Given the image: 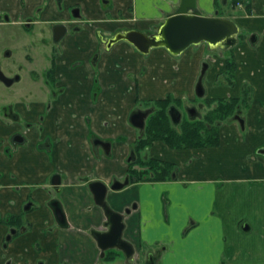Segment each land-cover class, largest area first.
I'll return each instance as SVG.
<instances>
[{
  "label": "crops",
  "instance_id": "0c3cea01",
  "mask_svg": "<svg viewBox=\"0 0 264 264\" xmlns=\"http://www.w3.org/2000/svg\"><path fill=\"white\" fill-rule=\"evenodd\" d=\"M26 1L30 7L42 0ZM66 2L78 3L83 13L84 33H78L72 44L87 42L90 51L89 46L97 44L96 30L107 34L129 22L146 28L157 23L173 1L112 0L109 8L100 0ZM247 2L248 12L235 10L228 15L240 34L226 58L204 43L177 56L164 48L144 56L130 44H116L102 50L95 68L87 67V87L95 76L101 87L98 96L65 100L72 120L73 114L77 118L83 114L88 123L80 118L62 127L54 124L49 113L44 124L50 127L45 131L53 139L60 136V141L43 150L37 144L40 137H33L11 155L1 148L0 216L19 214L28 200L33 206L23 214L24 232L3 248L1 240L8 227L0 226V264H95L100 249L90 230L103 229L106 216L85 180L110 186L114 179L128 175L127 157L138 138V130L128 121L130 111L140 100L153 105L167 95L184 102L194 98L200 65L209 55L219 63L217 67L214 63L213 77L203 78L206 98H240L248 88L249 106L238 105L243 124L236 119L221 122L217 146L174 149L162 141L153 142L150 156L176 163V177L108 188L107 201L118 212L130 208L123 217V237L138 252L162 246L156 264H264V153L258 152L264 148V0ZM213 4V0H198V8L206 15L213 13ZM229 57L236 64L234 77L219 81ZM190 59L195 60L190 63ZM93 135L111 140L109 154L92 146ZM55 173L60 175L57 190L49 182ZM52 196L62 204L65 227L58 225L48 205ZM244 223L249 230L241 229Z\"/></svg>",
  "mask_w": 264,
  "mask_h": 264
},
{
  "label": "flooded vegetation",
  "instance_id": "af4514ba",
  "mask_svg": "<svg viewBox=\"0 0 264 264\" xmlns=\"http://www.w3.org/2000/svg\"><path fill=\"white\" fill-rule=\"evenodd\" d=\"M100 1L102 6H105L107 8H109V5L112 2V0H100ZM171 1L173 2H170L171 3L170 10L165 12L157 23L151 24L146 28L138 27L134 23L129 22V25L120 27L107 34L102 33L101 30H96L95 36H96L97 44L96 45L91 44L89 47L93 49L89 51V49L87 50L88 47L87 42H78L72 44V40L74 39L76 40L78 33L80 32L84 33L85 30L83 25V13L81 10V6L78 3L71 4V3H67L66 0H42L40 3L37 4L35 3L29 7L26 0H0V29L1 28L5 29L8 26L15 27L18 31L21 30L22 32L28 33V37H29L28 43L35 45L39 41L42 42L43 44L46 43L49 46V51H47V53L45 52L42 53L43 55L48 56L47 65L40 67L39 70L31 69L29 71V74L27 73V75L32 81V84L34 85V88L27 89L29 90L28 92H26L27 96L32 97V94L34 93V95H37V97H39L40 94L41 95L44 94V99L36 98L40 101H35L33 99L32 101H30L28 107H26V100H25L26 98L24 97L25 92L16 87V85L20 83L23 79V74H24L23 72L25 65H23L22 63L15 64L10 62L5 64L4 66L2 64V61L0 60V87H2L5 92L1 95L2 97L0 96L2 98V99L0 98L1 99L0 100V151L2 148L3 153L11 155L14 153L13 151H16L19 146H22L33 140V137H40V140L38 141L37 144L43 150L50 148L54 140L60 141L61 139L60 136L56 135V138L53 139L52 136L45 131L46 124L44 123L48 121L49 113L53 114L54 112H56L57 114L58 112L57 105H58L59 108L62 110L63 115L61 116L55 115L53 122L54 124L62 125L63 127L65 126L63 119L71 118L70 117L71 112L67 113V109H69V107L67 108L66 106V101H65L66 99L70 97H75L83 100L86 95H89L92 98H96L98 96V94L101 92L99 80L94 76V78H92L93 84L91 85L90 88H88L86 83L88 75H86V71H87V67L89 66L95 68L98 59L101 57L102 50L109 51L116 44L125 43V44H130L137 52L146 56L147 54L150 53V51L153 48H165V47H152L149 49L147 53H143L139 51L132 43H130L125 38H121L120 40H116V41H113V39L117 34L125 35L127 32L130 31H138L147 36H152L156 34L159 30L160 25L164 22L167 16L175 12L182 2V0H171ZM194 1H195L196 9L200 11V9L198 8V0H194ZM246 2L247 0H213L214 9L212 15L225 16L223 14H225V10L228 9L230 10L239 9L248 12L247 11L248 8H246ZM217 3H219V5H217ZM51 5L54 6V10L52 11H50ZM129 8L131 10L132 6ZM225 17H228V15ZM121 20H126V18L122 17ZM135 20L136 18L134 17L131 18V22H135ZM0 33H3V31H0ZM3 37L4 35L2 36V34H0V39H2ZM3 39L5 40V38ZM191 46H195V45L192 44ZM87 53L89 54L91 53L89 59H87ZM12 56H13L12 46L10 47L6 46L5 49L3 50V57L10 59L12 58ZM26 56H27L26 60L31 62L32 61L31 55L27 54ZM36 85L38 88L36 87ZM21 88H23V86ZM182 102L183 100H181L180 98L174 99L171 97V102L167 107V114L170 118L171 125L175 128H180V124L184 119L190 120V119L199 118V116L197 115V112L199 111L196 109V106L193 105L190 106L187 105L186 103L183 104V106L187 112L188 115L187 117L185 115V112H183V110H181V107H179V104L180 103L182 104ZM140 104L146 106L147 102L145 103L140 102L139 105ZM34 106H40V107L38 110H36L33 109ZM171 107H174L176 109L174 112V116H176V114L180 116L179 122L177 124H174L172 121V117L169 111ZM192 107L193 108L195 107L196 109V116L193 118H191V115L189 114V109ZM155 109H156L155 105H151L148 107L137 106L130 111L131 113L134 110H149V113L145 118L144 128L140 129L134 126L138 130V138L144 133L147 120L149 119L150 115L155 111ZM130 113L128 115V121H129ZM82 115L81 117L77 118V121L80 120L81 118L84 123H88L89 122L88 116L87 115L82 116ZM238 116L240 117V115ZM156 141H161V140H155L153 142ZM107 142H109L110 145L109 148V153H110L111 144H112L111 140L103 139L94 135L91 138L92 146H94V148L95 147L101 148L105 154H109L106 153L105 150L107 148L106 147ZM260 150H264V148H261ZM137 157L138 155H136V150L132 148L127 157L128 164L131 163V165H128V168L130 166L131 168H136V169L142 168L143 165H139L137 161ZM150 158H155L159 160V158L147 155L146 152L143 154L144 161H148V159ZM159 161L165 162L166 160L163 159ZM166 162H170V161H166ZM170 163L173 164L174 162H170ZM177 172H178V166L173 164L171 178L176 177ZM2 175L3 173L2 171H0V178L2 177ZM126 177L128 178L129 182H131L129 174L126 175ZM126 177L120 181H124ZM56 179L60 180V175L56 173L52 174V176L49 179L50 185L53 190H57L60 184V181L58 183H53V181H55ZM114 180H119V179H114ZM85 181L88 182L91 180H88L87 178ZM157 181H165V180H157ZM107 187L109 188L110 186ZM105 199L107 204L109 205L107 201V192ZM56 201L58 202V204L60 205L63 211L60 200L57 197L52 196L48 200V205L51 208L53 214H54V210H53L54 203H57ZM32 206H33L32 201L28 200L24 204L22 212H20L19 214H12V215L7 214L3 217L0 216V226L8 227V231L3 235L1 240L2 248L6 247L8 242H10L13 238L17 237L18 235L24 232L26 226L24 224L25 220L23 214L31 210ZM126 209H130V208H126ZM125 210L124 212H121L123 213V215L126 214ZM105 222L106 220L104 221L103 229H98V230L106 229ZM60 226L61 227L67 226L66 219L64 221V225L63 226L60 225ZM122 237H123V232H122ZM133 249L134 252L129 258H127L121 250L115 248L106 249L105 251H102L100 249L98 260L95 262V264H98L99 262L101 264H115V263L117 264V260H121V261L123 260L124 261L123 264H143L140 260L138 250H136L134 246ZM161 249H162L161 245L160 246L154 245L152 246V248L146 251L149 252L148 255L151 258L156 259L155 264L159 259V256L161 254Z\"/></svg>",
  "mask_w": 264,
  "mask_h": 264
},
{
  "label": "water",
  "instance_id": "95a60500",
  "mask_svg": "<svg viewBox=\"0 0 264 264\" xmlns=\"http://www.w3.org/2000/svg\"><path fill=\"white\" fill-rule=\"evenodd\" d=\"M237 24L230 18L222 16H207L201 11L196 9L194 0H182L180 6L175 12L169 14L164 22L160 25L159 30L152 36H147L138 31H130L125 35L117 34L113 41L120 40L121 38L127 39L132 43L139 51L147 53L152 47H165L171 54L178 55L184 49L191 44H198L200 42H206L212 48L222 46L227 48L236 42L235 35L238 33ZM59 36V35H58ZM255 41V38L252 39ZM206 69V64L201 70V75L197 81L195 87V93L198 96L204 94V88L202 85V75ZM175 108H170V115L174 124L179 122L180 116L176 114L174 116ZM149 110H134L130 113L129 122L140 129L144 128L145 118L148 115ZM191 118L196 116L195 107L189 109ZM199 116L200 113L197 112ZM241 125L243 119L238 115L236 116ZM106 153H109V142L106 145ZM264 153V150H260ZM60 180L56 179L53 183H58ZM128 178L124 181L114 180L110 185V189L118 190L127 185ZM88 186L93 193L95 202L100 205L105 212L106 222L105 230L92 229L90 234L97 241L98 246L102 251L106 249L115 248L121 250L124 255L129 258L133 252V246L130 242L122 237L124 229L123 213L114 211L106 202L105 196L108 187L106 184L99 180L88 181ZM57 202V201H56ZM56 205V206H55ZM54 215L59 225H64L65 216L57 203H54ZM130 210L126 209L128 213ZM243 231L249 230V225L244 223L241 226ZM156 259L148 256L146 264H155ZM98 264H101L100 262Z\"/></svg>",
  "mask_w": 264,
  "mask_h": 264
},
{
  "label": "trees",
  "instance_id": "16d2710c",
  "mask_svg": "<svg viewBox=\"0 0 264 264\" xmlns=\"http://www.w3.org/2000/svg\"><path fill=\"white\" fill-rule=\"evenodd\" d=\"M246 8L249 11V4H246ZM235 69V61L232 57H229L226 62V72H228L230 78L234 77ZM212 101H216L217 105L206 113L203 120H200V117L190 120L184 119L180 124V128H175L171 125L167 114L171 97L156 99L154 101L156 109L147 120L144 133L136 140L133 147L136 150V155H138L139 165L143 166L140 169L131 168V166L128 168L131 181H157L172 177V163L161 162L155 158H150L148 161L143 160L142 150L150 146L155 140L164 141L171 148H197L218 145L220 139L219 124L226 119L228 120L231 115L240 114L239 104L247 109L250 102V92L248 88H244L240 98H219L218 100L212 99ZM128 165H131V163Z\"/></svg>",
  "mask_w": 264,
  "mask_h": 264
},
{
  "label": "rangeland",
  "instance_id": "374dc122",
  "mask_svg": "<svg viewBox=\"0 0 264 264\" xmlns=\"http://www.w3.org/2000/svg\"><path fill=\"white\" fill-rule=\"evenodd\" d=\"M217 5H219V3H217ZM234 13H235V10H233V12H232L230 9H228V10H225V14H223V15L227 16V15H232ZM0 31H3V33H0V34H2V36L4 35L3 38H5V40L2 38L3 41H2V39H0V60L2 61V64L5 66V64L12 62V63H15V64H21L22 63L23 65H25L24 66V72H23L24 73L23 74V79H22V81L20 83H18L16 85V87L25 92V96L24 97L26 98L25 99L26 100V107H28L30 101H32L33 99L35 101H40L38 99H44V94L43 95L40 94L39 97H37V95H34V93L32 94V97L31 96H27L26 92L29 91L27 89L28 88H34V85L32 84V81L29 78V76L27 75V73L29 74V71L31 69H37V70H39L40 67H43V66L47 65V63H48V59H47L48 56H45L42 53L43 52L47 53V51H49V46L46 43L43 44L42 42H39V41L35 45H33L31 43H28V39H29L28 33L22 32L21 30L18 31L15 27H12V26H8L5 29L4 28H1ZM253 38H255V41H256L257 38L254 37V36H252V39ZM6 46H8V47L12 46V49H13V56L10 59L3 57V50L5 49ZM215 50L213 52L220 53L219 56H224V57L226 55H228V52H229V50H224V49H222L220 47L219 48H216ZM224 53H226V54H224ZM27 54H30L31 55V57H32V61L31 62H29V61L26 60V57H27L26 55ZM194 54L195 55H193V56H196V59H197L198 53H194ZM207 57H209L211 59V61H210L209 58H205V57L202 60V62H205L206 63V69H205L204 77L207 76V75H212V77H213V75L216 73V72H213V71H215L214 69H215V67H217V64L219 62H216L217 61V58L214 57V56H212V55H209ZM193 60H195V59H190V63ZM214 63H216L215 67H214ZM201 68H202V65H200V70H201ZM218 80L219 81H228V72H226L225 74L220 75L218 77ZM203 84H204V89H206L205 83H203ZM22 86H23V88H21ZM36 87H37V85H36ZM3 93H5L4 92V89L2 87H0V96ZM29 98H31V99H29ZM36 98H38V99H36ZM189 100L190 101H187V102L185 100V102H182V104L180 103L179 104V107H181V110H183V112H185V115L188 117L187 112H186L183 104H186L187 103V105L196 106V109L200 112V118H199L200 120H203L204 117H205V115H206V113L209 112L210 110H212V108H215L216 105H217L216 101H212V99L206 98V94H204L203 97L195 96L194 98H191ZM216 100H218V99H216ZM140 102L145 103L144 100H140L139 103ZM37 104H38V102H37ZM139 106H141V107H148V106H151V105L146 104V106H145V105L140 104ZM39 107L40 106H34L33 109L38 110ZM57 108H58L57 109L58 112H57V114H56V112H54L53 113V116L58 115V113H59V106L58 105H57ZM60 112L62 114V110ZM236 115L237 114L231 115L228 118V120L236 119V117H235ZM238 115H240V114H238ZM72 117L75 120L74 119L72 120V118H70V119H68V118L63 119V122L65 123L64 125L66 127H69L70 126V123L72 121H74V122L77 121V115L76 114H73ZM228 120L226 119L224 121V123H226ZM51 126H52V124H51ZM48 127H50V125L49 124H46V128H48ZM219 143H220V139H219ZM144 149H143L144 151L142 150V152H141L142 156H143V154L145 152L147 153V155L150 156V153H149L150 147H145ZM258 152H260V150ZM158 153L159 152H156V154H158ZM159 160H163V158L162 157L161 158L159 157ZM173 164L177 165L176 163H173ZM145 248L146 247H144L143 249H141L140 252H139L140 260H141V262L143 264L146 263V261L148 260V256H149L148 255L149 252H146V249ZM119 259H121V258H119ZM117 262L119 263V260H117Z\"/></svg>",
  "mask_w": 264,
  "mask_h": 264
}]
</instances>
